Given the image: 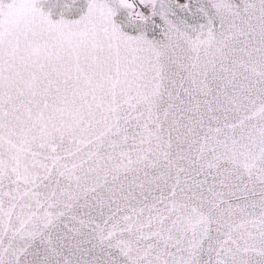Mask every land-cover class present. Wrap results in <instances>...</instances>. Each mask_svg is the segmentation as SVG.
Listing matches in <instances>:
<instances>
[{
	"label": "snow or ice",
	"instance_id": "1",
	"mask_svg": "<svg viewBox=\"0 0 264 264\" xmlns=\"http://www.w3.org/2000/svg\"><path fill=\"white\" fill-rule=\"evenodd\" d=\"M0 264H264V0H0Z\"/></svg>",
	"mask_w": 264,
	"mask_h": 264
}]
</instances>
